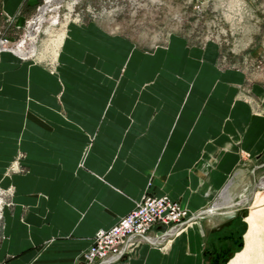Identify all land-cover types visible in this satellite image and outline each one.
Instances as JSON below:
<instances>
[{"label":"crops","instance_id":"1","mask_svg":"<svg viewBox=\"0 0 264 264\" xmlns=\"http://www.w3.org/2000/svg\"><path fill=\"white\" fill-rule=\"evenodd\" d=\"M1 2L8 14L24 10L21 21L36 0ZM70 42L78 50L87 39L65 44ZM174 44L176 50H158L154 58L162 62V87L175 80L179 99L172 105L144 102L146 115H133L139 105L134 103L122 119L102 114L107 102L60 105V90L50 88L51 77L76 78L83 56L89 54L93 64L96 53L84 51L86 46L81 54L63 47L65 62L57 68L62 74L1 51L0 188H13L14 205L3 210L0 264H73L92 235L127 213L145 192L177 200L191 214L182 224L191 226L178 229L164 253L154 244L164 231L156 226L134 255L110 264H203L206 236L219 221L211 217L214 212L198 218L194 213L215 203L231 177L230 191L245 183V164H253L252 188L258 184L254 163L264 158V88L254 86L257 112L239 94L240 73L216 66L213 47L183 51V41ZM132 57L128 72L138 77L151 57L140 51ZM17 156L25 171L7 174Z\"/></svg>","mask_w":264,"mask_h":264},{"label":"rangeland","instance_id":"2","mask_svg":"<svg viewBox=\"0 0 264 264\" xmlns=\"http://www.w3.org/2000/svg\"><path fill=\"white\" fill-rule=\"evenodd\" d=\"M45 2L46 0H36L20 21L19 16L24 10L8 14L2 9L0 0V41L3 50L13 49L16 54L25 56L22 59L19 57L20 62L34 61L46 67L49 72L62 74L57 68L60 66L62 69L60 64L64 61L61 56L63 47L72 52L76 48L74 42L65 44V41L71 38L87 39V43L84 46L82 43L75 52H95L93 64L88 61V54L81 58L84 63L76 64L77 69H81L75 74L76 78L72 73L66 76L68 81L60 75H57V81L50 78V88L60 90L57 98L60 105L68 106L71 102L86 107L93 100L96 103L107 102L102 114L122 119L130 116V106L134 103L139 102V105L133 115L147 114L144 102L156 106L164 102L174 104L179 99L177 96L180 87L175 80L162 87L159 76L163 69L162 62L154 57H157L158 50H176L174 41L178 39L184 43L183 51L197 49L205 52L213 47L217 53L216 66L240 73L242 80L238 89L241 98L253 105L257 112H261L258 106L259 96L254 86L264 88V0H61L50 3L48 11L42 13L39 8ZM38 13L43 15V21L35 24L36 30L28 36L26 31L30 20ZM85 46L86 49L82 51ZM139 51L150 54L151 58L139 68L136 77L133 72H128L130 66L127 68V64L135 62L131 56L134 58V54ZM16 54L13 56H17ZM1 58L0 51V63ZM99 61H103L101 69L97 67ZM69 66L74 67L73 64ZM142 77L144 85L138 87ZM146 85L148 86L145 87ZM188 93L189 91L186 92ZM23 104L26 105L27 102L24 101ZM155 110L152 113L154 115L157 114ZM20 158L17 156L10 161L6 168L7 174L25 171ZM254 165H257L256 183H259L263 178L261 176H264V158ZM252 166V163L245 164V183L231 188L230 196L234 205L217 207V213L211 216L219 222L207 234L205 247L214 249L219 244H224L226 253L222 264H232L236 254H241L245 245L244 254L234 260L235 264H264V209L259 211L258 225L249 234L246 218L254 200L236 205L243 195L247 199L254 190L257 192L263 189L258 184L255 189L252 188V179L248 174V169ZM233 179L231 177L230 181ZM244 187V191L239 190ZM13 194L12 187L0 190V244L4 237V206L13 207ZM220 200L219 196L217 201ZM211 205L212 203L202 209L200 214L204 216L208 213ZM231 209V213H223ZM194 214L198 218V212ZM185 225L186 223L159 236L154 244L163 253L168 252L175 232ZM188 226H191L190 223L184 229ZM155 228L153 226L150 232ZM233 238L240 241L234 242ZM203 260V264H210V255L205 254ZM73 264H78L77 260Z\"/></svg>","mask_w":264,"mask_h":264},{"label":"built area","instance_id":"3","mask_svg":"<svg viewBox=\"0 0 264 264\" xmlns=\"http://www.w3.org/2000/svg\"><path fill=\"white\" fill-rule=\"evenodd\" d=\"M215 201V200H214ZM214 203H212L211 208ZM198 212L197 217L202 216ZM191 214L186 207L168 195L145 192L140 200L108 228L98 229L89 245L78 253V264L113 263L123 255L129 257L153 226H165L157 237L181 225ZM195 215V214H194Z\"/></svg>","mask_w":264,"mask_h":264},{"label":"bare ground","instance_id":"4","mask_svg":"<svg viewBox=\"0 0 264 264\" xmlns=\"http://www.w3.org/2000/svg\"><path fill=\"white\" fill-rule=\"evenodd\" d=\"M54 1H61V0H46V2H45V4L42 6V7H40L39 8V11L41 12L42 11V13L44 12V11H48V8H49V5H50V3H52V2H54ZM77 1H79V0H73V2H77ZM39 14V13H38ZM37 14V15H38ZM36 15V16H37ZM36 16L34 17V19L33 20H30V23H29V25H28V28H27V31H26V33H27V35L28 36H30V33L35 29L36 30V28H35V24H40L42 21H43V19H42V14L40 13L38 16H37V18H36ZM1 43H2V41H0V51H6V50H3L4 49V47H2L1 46ZM13 49H10V50H8V51H11L12 53H14V54H16L15 53V51L13 50ZM18 57H20L21 59L23 58V57H25V56H21L20 54H16ZM232 183V181H230L229 182V184L227 185V187L223 190V192H222V194L220 195V193H219V195H220V201H217L216 202V204H214V206L211 208V210H210V208H209V210H208V213L210 214H212V212H214V213H217V212H215V211H217L215 208H217V207H221V206H230V205H232L233 204V201H232V197L230 196V190H229V185ZM258 186H260V188H263L262 190H259V191H257L256 192V190H255V192H254V195H253V197L254 198H252L254 201L252 202V204H251V206H250V212H249V215H248V217L246 218V220H247V222H248V225H249V231H248V233L250 234L256 227H257V225H258V223H257V220H258V215H259V211L261 210V209H264V177L263 178H261L260 179V181H259V183H258ZM1 189V188H0ZM3 190H5V189H3ZM246 196H244L243 195V198H240L239 200H238V204H236V205H240V204H243L244 202H246ZM237 203V202H236ZM234 205V204H233ZM232 207V206H231ZM229 208V207H228ZM219 209V208H218ZM233 211V209H231V210H227L226 212H223L224 214L225 213H231ZM182 229V228H181ZM180 230V229H179ZM178 230V231H179ZM177 231V232H178ZM177 232H175V233H177ZM168 232H166V234H167ZM164 234V233H163ZM164 237V236H163ZM163 237H161V238H163ZM141 243H139V245H140ZM245 248H246V245H245V247L243 248L244 250H243V252H241V254L240 253H238V254H236V258L235 259H237V258H239L242 254H244V251H245ZM247 248H248V246H247ZM234 259V260H235ZM234 260L231 262L232 264H235V262H234Z\"/></svg>","mask_w":264,"mask_h":264},{"label":"flooded vegetation","instance_id":"5","mask_svg":"<svg viewBox=\"0 0 264 264\" xmlns=\"http://www.w3.org/2000/svg\"><path fill=\"white\" fill-rule=\"evenodd\" d=\"M231 237V236H230ZM234 242H238L237 239L233 238ZM226 253V247H224V244H219L217 248L211 249V248H206L205 254L210 255L211 257V262L210 264H217L215 262V258H218V264H222V259L225 256ZM214 262V263H213Z\"/></svg>","mask_w":264,"mask_h":264},{"label":"water","instance_id":"6","mask_svg":"<svg viewBox=\"0 0 264 264\" xmlns=\"http://www.w3.org/2000/svg\"><path fill=\"white\" fill-rule=\"evenodd\" d=\"M254 192H255V191H253L252 196H250V197L247 198V200H246L247 202H249V201L252 200L253 195H254ZM161 229H162V230H166V227H165V226H161ZM241 244H242V243H240V245H241ZM125 258H126L125 256L122 257V259H125ZM215 262L218 264V258H217V257L215 258ZM213 263H214V262H213Z\"/></svg>","mask_w":264,"mask_h":264},{"label":"trees","instance_id":"7","mask_svg":"<svg viewBox=\"0 0 264 264\" xmlns=\"http://www.w3.org/2000/svg\"><path fill=\"white\" fill-rule=\"evenodd\" d=\"M233 237V235L231 234V238ZM239 238H240V236H239ZM240 240L238 239V242H239Z\"/></svg>","mask_w":264,"mask_h":264}]
</instances>
